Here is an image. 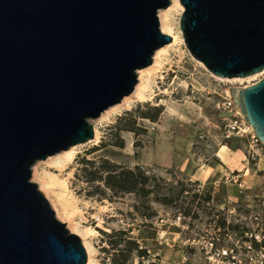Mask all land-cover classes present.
I'll return each mask as SVG.
<instances>
[{"label": "water", "instance_id": "water-1", "mask_svg": "<svg viewBox=\"0 0 264 264\" xmlns=\"http://www.w3.org/2000/svg\"><path fill=\"white\" fill-rule=\"evenodd\" d=\"M171 0H0V264H86L80 237L29 180L37 160L94 136L90 118L130 94L171 41ZM189 54L212 74L264 69V0H179ZM264 145V76L230 89Z\"/></svg>", "mask_w": 264, "mask_h": 264}, {"label": "rangeland", "instance_id": "rangeland-1", "mask_svg": "<svg viewBox=\"0 0 264 264\" xmlns=\"http://www.w3.org/2000/svg\"><path fill=\"white\" fill-rule=\"evenodd\" d=\"M182 11L171 14L181 37ZM165 49L141 79L137 74L143 101L134 88L127 102L88 119L97 137L80 143L64 165L54 162L60 151L35 161L29 180L54 213L65 204L80 229H90L84 240L92 264H113L114 256L119 264H264V145L254 144L241 115V130L228 125L234 114L221 116L227 89L258 81L264 69L221 81L189 54L183 37ZM102 159L139 165L149 194L85 181L83 166L95 169ZM42 176L50 194L40 187Z\"/></svg>", "mask_w": 264, "mask_h": 264}, {"label": "bare ground", "instance_id": "bare-ground-1", "mask_svg": "<svg viewBox=\"0 0 264 264\" xmlns=\"http://www.w3.org/2000/svg\"><path fill=\"white\" fill-rule=\"evenodd\" d=\"M181 10H182V5L180 4L179 0H171L169 6H167L166 8H161V9H158L157 10V16H158V20H159V28H160V30L162 32L169 34L171 36V40L172 41H171V43H169L167 45L164 44V46H162V47L158 48L157 50H155V52L153 54V60L151 62L152 64L151 65H148V67L152 66L153 64L158 63L160 54L166 51V49H165L166 46L175 45V44H177L178 41H181L182 42L181 35L175 34V32L173 31V27H172L173 25L172 24H173V21L174 20L171 19L172 18L171 17V14L173 12H175V11L176 12H179ZM174 29H175V27H174ZM178 31H180L179 28H178ZM197 62L200 64V66H202L209 73L210 76H212V77H214V78H216L218 80H221V81H223V80H225V81H229V80H243V79H246V78H249V77H252V76L257 75L255 73V75H250V76H247V77L222 78V77H218V76L210 73L204 67V65L201 62H199V61H197ZM146 67L141 68V69H139L137 71V74H139V79H141V73L143 72L144 69H146ZM261 73H264V70L262 72L258 73V74H261ZM145 87L146 86L144 84H142L141 81L138 82L135 85V87H134L135 89H134L133 94H135L140 99L139 101H141V100L143 101V99L146 98V95H145V92H144ZM227 92L230 94V90L227 89ZM129 97H131V96H128L127 95V96L123 97L121 99V101H120L121 103H119V104H122V103L127 102V100L129 99ZM119 104L111 105L108 108L110 110L111 108H113L115 106H118ZM235 113H238V110L237 109H236ZM247 127L249 129H252V128H250V125H247ZM93 129H94V138H95V137H97L96 136L97 135V132H96L95 127H93ZM79 145H80V143L79 144H76V145H72L68 149L62 150L59 153H57V154H61V156L59 158H57L56 160H54V162L55 163H58L60 165H64L66 162L69 163V161L72 160V158L74 157V155L76 153L75 148L78 147ZM57 182H55V183H57ZM50 186H52L50 180L49 179H46L45 177L42 176L40 178V187L45 192H47V193L50 194L52 192ZM52 197H54V196H52ZM49 201H50V199H49ZM53 201H54V199H53ZM64 206H65V204H64ZM64 206L63 205L62 206L60 205L58 208L55 207L56 209L53 208V209H55L56 216L63 218V221L66 223L67 228L70 231L75 232L76 234H78L81 237L82 244H83L84 249L86 250V254H87V263L86 264H92V258H91V254H90V248H89V245L87 244V242L84 240L86 238V237L84 238V235L87 234V232L90 229H88V228L87 229L84 228V230L83 229H80V225L71 218L69 212L66 210V208Z\"/></svg>", "mask_w": 264, "mask_h": 264}, {"label": "trees", "instance_id": "trees-1", "mask_svg": "<svg viewBox=\"0 0 264 264\" xmlns=\"http://www.w3.org/2000/svg\"><path fill=\"white\" fill-rule=\"evenodd\" d=\"M156 110L160 111L159 108ZM125 113L130 114L129 111H125ZM82 171L85 181L90 183L101 182L103 186L115 192H134L144 196L150 192L148 187L149 176L139 165L125 167L102 159L95 169L83 166ZM163 199L165 198H161V200ZM113 264H119L116 263L115 256L113 257ZM122 264L124 263L122 262Z\"/></svg>", "mask_w": 264, "mask_h": 264}, {"label": "built area", "instance_id": "built-area-1", "mask_svg": "<svg viewBox=\"0 0 264 264\" xmlns=\"http://www.w3.org/2000/svg\"><path fill=\"white\" fill-rule=\"evenodd\" d=\"M225 101L222 103L223 105V109L225 110H234V102L232 97L230 96V94H228L227 96L224 97ZM233 108V109H232ZM235 112V111H234ZM240 116L239 113H234L233 116V120H231L232 124H228L232 129H242L239 125H238V120L237 117ZM243 122V121H242ZM251 139L254 142V144L259 143V141L256 139V137L254 136V134H251ZM263 156H264V150H263ZM226 251L223 252V255H225ZM232 262L235 264L237 263V260H235L234 258L232 259Z\"/></svg>", "mask_w": 264, "mask_h": 264}]
</instances>
